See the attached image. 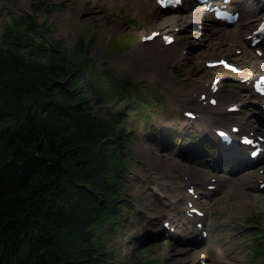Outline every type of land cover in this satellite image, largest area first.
Returning a JSON list of instances; mask_svg holds the SVG:
<instances>
[{
  "label": "rangeland",
  "instance_id": "1",
  "mask_svg": "<svg viewBox=\"0 0 264 264\" xmlns=\"http://www.w3.org/2000/svg\"><path fill=\"white\" fill-rule=\"evenodd\" d=\"M141 1L0 0V41L14 16L29 14L37 27L32 30L35 36L61 40L68 52L88 55L103 74L115 80L112 84L131 94L99 100L90 89L85 92L94 109L130 133L126 146L129 171L123 189L131 205L116 228L103 234L113 258L109 264H264V187H260L264 157L245 168L240 163L244 154L237 146L220 148L216 141L211 142L215 126L230 131L231 122L241 117L249 121L245 128L240 126V132L264 137V99L257 96L251 83V89L243 84V80L264 73V54L259 52H264V45L253 47L245 41L248 27L261 16L258 10L264 8V0H234V7L254 18L248 27L250 22L243 19L235 26H225L191 0H184L176 10L148 9ZM192 16L198 17L192 19L195 23L176 28L182 18ZM25 24L22 21L19 27ZM236 30L241 31V37L218 41L214 35ZM169 34L175 37L167 45L172 49H156L155 39ZM15 41L10 31L0 47L14 46L26 56L35 55L29 52L31 45ZM227 44L231 48L228 52L222 49ZM182 47H186L184 52ZM35 57L46 59L38 54ZM221 59L237 63L243 72L209 67V61ZM212 83L219 89L216 97L223 104L201 109L196 112L198 119L186 118L182 107L194 108L196 100L206 104V97L199 94ZM194 91L196 100H185ZM228 100L244 104L232 113L225 108ZM133 103L138 104V110H128ZM218 108H222V115L214 113ZM207 125L212 128L208 130ZM199 148L201 153H194ZM187 150L191 152L180 156ZM229 150L237 156V163L226 160ZM166 163L203 171L206 182L218 176L229 181L218 190L209 189L206 182L194 187L196 191H211L209 197L200 193L197 199L205 209V218H199L204 223L201 229L208 231L205 243L194 242L201 229L198 233L188 229L192 225L185 216L192 207L188 175L173 171ZM166 220L174 221L173 235L163 226Z\"/></svg>",
  "mask_w": 264,
  "mask_h": 264
},
{
  "label": "trees",
  "instance_id": "2",
  "mask_svg": "<svg viewBox=\"0 0 264 264\" xmlns=\"http://www.w3.org/2000/svg\"><path fill=\"white\" fill-rule=\"evenodd\" d=\"M7 28L1 43L11 31L35 55L0 47V264H109L103 234L131 205L130 133L85 92L107 100L128 91L88 55L35 36L33 16H14Z\"/></svg>",
  "mask_w": 264,
  "mask_h": 264
},
{
  "label": "bare ground",
  "instance_id": "3",
  "mask_svg": "<svg viewBox=\"0 0 264 264\" xmlns=\"http://www.w3.org/2000/svg\"><path fill=\"white\" fill-rule=\"evenodd\" d=\"M133 1H137V0H133ZM141 3H142V6L143 7H146V8H148V9H156V8H159V9H163V7H165V3H164V0H163V2H162V0H142L141 1ZM141 5V4H140ZM179 8V7H178ZM176 10V9H175ZM190 11L192 10V8H190L189 9ZM252 11H254V10H252ZM259 11H262L260 14H264V8H261V9H259L258 10V12ZM255 13V12H254ZM201 14V13H200ZM254 15V14H253ZM253 15H251V16H253ZM190 16V15H189ZM197 16H200L199 15V13L197 14ZM197 16H192L190 19L189 18H182V24H176V28L177 27H179V26H186L187 24H191V23H195L196 22V20L195 21H193L192 19H196V18H198ZM255 16V15H254ZM241 17H244V16H241ZM241 17L239 18V20L241 19ZM260 18V17H259ZM258 18V19H259ZM262 18V17H261ZM254 18H252V19H250V16H247V17H245V18H243V20L244 21H248V22H250V23H248L247 24V27L248 26H250V25H252L251 23H252V21H254L253 20ZM184 23V24H183ZM237 23H239V21L237 22ZM236 23V24H237ZM254 25L252 26V27H248L249 29V31H248V33H246L247 35H246V39H245V41L246 40H248L249 42H250V40L248 39V35L250 34V33H252V31H253V29H254ZM209 30H211V28H208ZM219 33V34H218ZM218 33H216V32H214V35H215V37H216V39L218 40V41H220V40H225V39H229V38H237V36L239 35L240 37H241V31L240 30H236V31H230L229 33H226L225 31H221V32H218ZM152 34V33H151ZM150 34V35H151ZM170 35V34H169ZM201 35H203V33H201ZM205 35H207V34H205ZM218 36V37H217ZM155 37V36H154ZM167 37L168 36H164V37H162V38H157V39H155V44H154V47L156 48V49H158V50H166V49H172L171 47H167V45L169 44L168 42H167ZM221 37V38H220ZM183 46H185V45H183ZM224 46H226V45H224ZM228 46V47H227ZM227 46L225 47V48H222L223 50H225V51H229V49H231L230 48V45H228L227 44ZM183 48V47H182ZM186 48V47H185ZM185 48H183V51L182 52H184L185 50ZM231 52H229V53H231V55L233 54V49L232 50H230ZM224 58V57H223ZM213 61H221V60H213ZM230 62V61H229ZM232 62V61H231ZM232 63H234V64H237V63H235V62H232ZM211 68H213V67H211ZM246 78H249V77H246ZM246 80V79H245ZM245 80L243 81L244 83V87H246L247 89H251V84H250V82H245ZM249 80V79H248ZM247 80V81H248ZM214 83V82H213ZM210 84V86H208L207 88L206 87H203L204 88V91H201L200 92V97H201V94H203V93H206V99H207V102H206V104H204L205 102H203L202 100H196V98H195V95H193L195 92H197V91H194L192 94H189L188 95V98H186L185 100H188V101H192V100H196V103L194 104L195 106H194V108H187V107H182V109H183V111L185 112V111H188V110H191V111H193V113H194V117L197 119V116H196V113L195 112H198V111H200L201 109H203V110H207V109H212L214 106H219V103H221V104H223V102H220V100H217V104L216 105H213L211 102H210V99L212 98V97H215L216 96V93L218 92V90L217 91H214L213 90V88H214V84ZM252 88H254L253 87V85H252ZM228 101H230V100H228ZM240 104H244V103H239V104H237V103H235L234 101L232 102V101H230L229 103H227L226 105H225V108H226V110H228V108H231V109H233V110H235V111H237V109L239 108V105ZM204 105H206V106H204ZM214 113L215 114H219V115H222L224 112H223V110H222V108L220 109V108H218V109H216L215 111H214ZM200 116H198V118H199ZM248 121H249V118H245V117H241V118H238V119H236V121H233V122H231V127L233 126V125H239V126H241L242 128H245L247 125H248ZM212 125H207V129L209 130L210 129V127H211ZM212 128V127H211ZM214 128H217V127H214ZM262 136H264V135H262ZM239 144V143H238ZM263 147H264V141L262 142V144H261ZM233 155H234V157H235V159H236V155L233 153ZM181 156V155H180ZM217 158H218V155H217ZM234 162H236V160L235 161H233V163ZM166 164H171L172 165V163H166ZM173 167H171L172 169H173V171H175L176 169H178V170H180L183 174H186V175H188V181L190 182V184H192V185H188V187L190 188V187H195V186H197V185H201V184H203V183H205L206 181H205V179L203 178V175H204V173H203V171H199V170H195V169H191V168H187V169H182V166L183 165H181V163H175L174 165H172ZM250 175L251 174H253V172L252 173H249ZM255 175V174H254ZM215 176L213 175V178H214ZM262 181H264V180H262ZM261 181V182H262ZM229 183V181L228 180H226V179H224V178H221V177H216V178H214V181H213V179L211 178L210 179V181H207L206 183H205V185H215L216 186V189L218 190L219 188H221L222 187V185H224V184H228ZM210 192L211 191H209V190H207V191H202V190H198V191H195V193H201V195H205L206 197H209V195H210ZM189 201H194V205L193 206H195V207H200V203L198 202V200L197 199H195L194 197H189ZM192 206V207H193ZM190 207H188V210L187 211H185V216H186V218L188 219V221L192 224L191 226H189L188 227V229L189 228H191L192 227V232L193 233H198V231H199V229H197V227L196 226H194L193 225V220L194 219H196V218H198L197 219V221H201V219H199V218H201V217H199V216H196V214H194L193 216H190V214H189V211H190V209H189ZM201 209H203L204 211H205V209L201 206L200 207ZM202 218H205V215L202 217ZM174 224V221H172L171 222V225H173ZM196 225V224H195Z\"/></svg>",
  "mask_w": 264,
  "mask_h": 264
},
{
  "label": "snow or ice",
  "instance_id": "4",
  "mask_svg": "<svg viewBox=\"0 0 264 264\" xmlns=\"http://www.w3.org/2000/svg\"><path fill=\"white\" fill-rule=\"evenodd\" d=\"M162 2H163V0H162ZM262 90H264V89H262Z\"/></svg>",
  "mask_w": 264,
  "mask_h": 264
}]
</instances>
